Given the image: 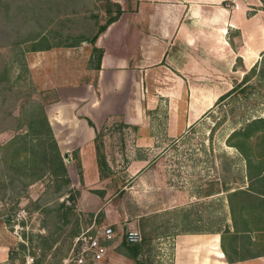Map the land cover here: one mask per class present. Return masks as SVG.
<instances>
[{
	"label": "rangeland",
	"instance_id": "1",
	"mask_svg": "<svg viewBox=\"0 0 264 264\" xmlns=\"http://www.w3.org/2000/svg\"><path fill=\"white\" fill-rule=\"evenodd\" d=\"M3 1L0 0V72L5 63L10 62L15 75L19 67L9 42L37 30L36 5L46 8L53 0H10L9 18L4 15ZM133 2L131 0L130 10L135 5ZM52 3L54 6L46 8L43 22H50L53 40L65 38L67 34L92 36L110 16L106 0H54ZM137 19L136 12L132 11H125L121 17L134 30L133 21ZM60 31L62 34L58 36L56 33ZM115 35H124L123 40L102 36L100 46H111L114 56L135 48L134 35L126 32ZM126 44H130V48ZM159 49L155 44L153 56L147 58L145 64H154L160 59L156 58ZM136 54L137 51L134 56ZM197 60L193 63L200 62L204 67L196 69L200 71L197 75L190 73V80L196 82L193 93L208 95L209 100L230 90L252 67L244 70L238 61L236 65L241 68L233 71L228 59L218 62L216 56H211ZM263 60L264 50L256 61V71L247 80V90L238 87L227 98L216 99L218 102L206 107L190 125L183 120L179 123L178 118H173L170 125L167 90L156 91L159 104L145 108L141 126L125 123L118 115L107 117L98 128L109 164L102 174L97 163L95 135L87 134L88 127H84L85 118L89 117L79 111L88 104L84 83L94 79L98 86V52L89 41L27 51V78L7 87L6 92L0 85V264H62L75 237L94 224L112 225L118 235L109 243L102 260L88 264H140L138 260L146 264H176L178 235L188 231L213 234L226 223L234 228L228 192L259 184L248 178L244 155L236 146L228 144L227 137L248 119L264 116ZM217 66L225 72L219 74ZM58 86L64 95L60 111L56 103ZM146 87L145 83L142 97L130 93L128 102L135 104L132 113L140 103L147 106L149 90ZM73 95H76V103L72 101ZM190 96L191 91L185 90L177 101L175 109L181 110L184 116ZM31 97L46 102L68 168L69 185L60 188L61 181L50 172L37 179L11 180L14 174L11 176L12 170L3 157L7 153L3 144L25 131L28 117L24 110L27 98ZM98 103L95 101L94 106ZM169 127L173 135H168ZM141 131L160 136L143 138ZM84 134L88 143L82 139ZM250 140L255 145V153L264 151V130L256 132ZM82 143L83 148V145L78 146ZM255 193L259 196L257 191ZM251 197L243 193L236 200L250 202ZM64 201L68 205L75 201V209L65 214L68 208L62 205ZM250 223L254 228L239 234V249L243 253L264 252V218L257 217ZM129 229H138L142 234L137 258L124 253L128 252L123 242ZM182 255L179 258L182 264L201 263L189 252ZM201 257L208 258L209 264H229L226 256L219 258L212 251L207 250ZM261 261L264 256H256L249 264Z\"/></svg>",
	"mask_w": 264,
	"mask_h": 264
},
{
	"label": "crops",
	"instance_id": "2",
	"mask_svg": "<svg viewBox=\"0 0 264 264\" xmlns=\"http://www.w3.org/2000/svg\"><path fill=\"white\" fill-rule=\"evenodd\" d=\"M115 1L120 2L123 11L120 17L112 22L96 41L97 46L102 48L104 46L101 64L99 67L97 66L99 72L98 86L94 83V79L84 83L87 93L85 101L88 104L80 107L81 110H79L80 114L88 116L95 124V126L90 125L85 118L84 127H88L86 131L90 136H96V128H99V123H103L109 116L113 118L118 115L122 117L125 123L141 126L145 108L157 107L159 100H157L155 93L163 90H167L165 95H168L170 101L168 105L170 108V125L173 118H178L179 123L183 120L184 123L190 125L203 113L206 107L212 106L220 95L219 93L209 100L208 95L202 96L193 93L195 88L193 85L196 82L190 80L192 77L190 73L197 75L200 71H196V69L204 67L200 62L198 64L193 63V60L216 56L218 62H226L228 59L232 70L234 68L233 71L239 70L241 65L245 70L256 63L264 50V7L262 0H133L135 5L132 6L131 10V0ZM125 11L136 12L138 18L135 20L136 22L130 20L133 21L136 30L127 25V20H121ZM115 25L119 26L114 28ZM124 32L137 38L134 40L137 42H135L133 50L130 51L128 49L130 44H126L128 45V52L114 56L110 50L111 46L109 47L108 44L100 46L102 36L122 41L124 35L117 36L115 34H124ZM236 37L238 38L237 41L235 40ZM155 44L160 48L158 57H156L160 59L154 64H145V60L153 56L152 48H155ZM135 50L137 51L136 56H134ZM238 61L241 65H236ZM216 69L219 74L220 71L225 72L219 66ZM155 75L158 76L153 78L152 76ZM145 83L148 87H146L147 90H149L148 104L147 106L141 103V105H136L132 113L131 108L135 104L128 102L130 93L133 92L142 97ZM185 90L191 91L186 116L181 114V110L175 109ZM216 90L219 91V88ZM57 91L59 98L56 103L60 111V108L63 107L64 95L60 86L57 87ZM180 91L182 93L179 96ZM73 97L72 101L76 103V95ZM141 97L140 101H142ZM136 99L137 97H135ZM95 101L99 102L98 106H94ZM100 112L104 113L100 114ZM192 112L193 115H191ZM50 122L53 126L51 120ZM169 129L168 135H173L171 127ZM54 131L57 135L55 129ZM140 133L143 138L155 139L160 136L158 133L152 134L142 131ZM85 136L84 134L82 139L86 140ZM80 145H83L81 148L85 146L84 143L78 146ZM107 218L109 219V215ZM231 228L233 229V227ZM207 250L216 253L219 258H225L221 246L220 229L213 234L188 231L178 235L175 246L176 264L179 262L182 264L179 258H182L184 252H189L196 259H200L201 263L199 264H209L208 258L203 259L201 257ZM263 256L257 257L262 258ZM255 257L228 262L229 264H249ZM258 264H264V261Z\"/></svg>",
	"mask_w": 264,
	"mask_h": 264
},
{
	"label": "trees",
	"instance_id": "3",
	"mask_svg": "<svg viewBox=\"0 0 264 264\" xmlns=\"http://www.w3.org/2000/svg\"><path fill=\"white\" fill-rule=\"evenodd\" d=\"M263 7H264V0ZM43 2V0H38ZM37 2V3H38ZM46 2V1H44ZM54 2V0L52 1ZM50 3L47 7L54 6ZM108 3V11L110 16L104 23H101L92 36H75L73 34H67L65 38L60 40H53L54 35L51 34V28L48 24L50 22H43V18L46 17V8H40L36 5L34 18L37 21L38 29L28 31L27 34L16 42H9L13 45L15 50V61L18 63V72L13 75L12 64L10 62L5 63L4 69L0 72V85L4 86L1 90L7 91V87H11L12 84L21 83V80L27 78L26 73L28 66L26 64V53L31 50H43L50 49L55 46H75L83 41H89L93 44V49L98 52V63L99 67L101 64L104 49L96 45V41L99 35L106 30V28L114 21H116L123 9L120 2L115 0H106ZM115 6V7H113ZM4 15L9 18L10 15V0L3 1ZM116 10H115V9ZM113 9L115 11H113ZM43 10V11H40ZM113 11V12H112ZM61 36L62 32L56 33ZM9 43H6L9 45ZM29 44V45H28ZM264 61V60H263ZM11 64V66H9ZM258 62H256L250 70L246 72L243 79L234 85L230 90L220 95L218 101H221L230 96L234 91L238 90V87L247 90L249 83L248 78L257 69ZM264 76V67L262 70ZM57 99V98H56ZM217 101V102H218ZM28 104L25 105L24 113L27 114L28 120L26 122V129L24 132L17 133L8 142L3 144V147L7 150L4 154V159L7 166L11 168L14 181L17 178H29L37 179L44 174L50 172L61 183L59 187H63L66 184L69 185L71 182L68 168L66 166L64 155L60 149L55 131L50 122L45 103L43 100H38L34 97L27 98ZM90 125L95 126L94 122L88 118ZM264 130V116H257L248 119L244 126L234 129L227 137V142L230 145L236 146L244 155L247 161V175L251 181H255L259 186L252 184L249 189H233L228 192V201L230 205V212L232 217V229L229 223L225 224L224 228H221V246L225 253V256L229 262H235L239 260L248 259L251 257L264 255V252H241L239 249L238 238L239 234L243 231H249L254 227L251 226V221L255 218H264V151L255 153L253 145L254 143L250 140L251 137L258 131ZM102 133L96 129L95 146L97 151V163L100 172L103 174L105 168L109 165L105 151L103 150V142L101 141ZM255 189L258 195H255ZM97 191V190H96ZM243 193L251 195L250 202L237 201L236 197ZM261 194V195H260ZM71 196L70 198H73ZM62 205L67 207L68 211L75 209V201L68 205L66 202H62ZM126 245L128 252H124L134 258H137L141 249L139 242L131 243L127 240L123 242ZM130 251V252H129ZM140 264H146L144 260H138Z\"/></svg>",
	"mask_w": 264,
	"mask_h": 264
},
{
	"label": "built area",
	"instance_id": "4",
	"mask_svg": "<svg viewBox=\"0 0 264 264\" xmlns=\"http://www.w3.org/2000/svg\"><path fill=\"white\" fill-rule=\"evenodd\" d=\"M117 235L113 226L108 224H94L83 229L75 237L72 249L62 264H88L102 260L108 252L109 243L115 241ZM126 237L129 242L136 243L142 239V234L138 229H129Z\"/></svg>",
	"mask_w": 264,
	"mask_h": 264
}]
</instances>
